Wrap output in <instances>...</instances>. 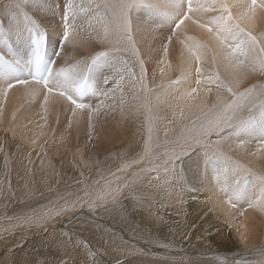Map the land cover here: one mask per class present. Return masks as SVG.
Returning <instances> with one entry per match:
<instances>
[{
    "label": "rangeland",
    "instance_id": "obj_1",
    "mask_svg": "<svg viewBox=\"0 0 264 264\" xmlns=\"http://www.w3.org/2000/svg\"><path fill=\"white\" fill-rule=\"evenodd\" d=\"M3 3L12 5L10 14L6 16L3 15L4 12H2L3 9L0 5V21H2L4 29L3 40H0V54L3 56L18 53L21 51V47L22 50L24 49V44L21 43L20 38L25 42V49L21 53L27 56L28 40L25 39L21 30L22 26L28 23L31 28L35 27L42 31L48 25L54 30L59 20L58 11L64 17L65 6L68 3L73 4L74 7L71 11L75 13V20L69 19V28L75 35H82L83 39L90 38L87 35L92 34L93 31L100 33V29L107 28L108 22L111 21V13L106 14V9L103 7L105 0H7ZM20 3L23 6H20ZM16 5H19V8ZM81 9H86V11H81ZM15 10L17 11L11 14ZM143 11L133 10L132 14H141ZM11 15H15L16 18L10 19ZM25 16L28 17L27 20H25ZM35 18H42V21ZM15 23L20 26L21 31L18 35H15L10 29ZM165 25H168L166 26L167 29L169 26L172 28L168 29L170 31L169 36H171L175 25L170 23ZM261 33L262 31H258L257 35L260 36ZM51 39L53 40H51L53 48L50 49V55L54 58L53 64L64 62L57 66V70L65 68L66 65H70V67L76 65L83 69L94 57L86 53L84 62H81L83 56L81 61L78 56L70 57L68 55L64 57L61 50L62 45L56 37V32L52 33ZM4 40L7 41V45L3 42ZM90 42H93L94 45L91 46L96 48L94 51L95 53L97 51L98 54L101 51L98 40H89L88 43ZM121 43H112L113 46H118L117 50L111 49L110 51L108 49L110 46L112 47L111 43L103 46L102 51L107 50L105 52L109 54L105 65L108 69L105 73L108 76L107 84H104V77L100 76L98 71L94 70L89 74V82L94 85L96 94L88 95L85 100L87 105H91V109H89L91 116L96 117L93 121L97 120L98 124L89 125L84 122L82 125L76 126L74 130L70 128V132L75 131L78 138L77 142L76 140L74 142L76 146L71 149L67 159L54 151L52 152L55 155L47 153L42 156L40 151L42 150L43 153L48 145L57 147L56 142L49 139L47 142L40 139L37 147L27 149L25 153H21L17 145L7 144V149H3L2 155L4 156L7 152V159H5V165H2L0 169V264L45 263L53 257L59 256V251L54 250V245L76 250L79 252L80 258L88 264H123L124 260L113 261L99 251L94 241L87 235L86 231L91 230L108 245L110 239L100 231V226L108 227V230L114 234L117 249L132 253H145V249H150L155 258H167L174 262L182 259L184 264H264V242L260 237L258 239L256 237L255 244L248 246L249 238L247 235L249 232L248 234L241 232L240 226L236 227V221L228 222L225 218L212 217L211 220L198 222L199 215L193 213L200 207V200L206 202V208H213V200H211L213 195L205 187H200L202 185H199L200 182L197 180L196 184L200 188L194 187L190 183L185 162L194 156L199 157L202 163L201 173L206 176L207 184L214 183L216 185L217 181L212 178L214 174L216 175V171L211 166L206 167L203 162L204 151L208 148H214V142L220 139L215 133L204 139V143L198 146L197 153L193 150L186 155L176 154L175 157H164L161 159L164 164L158 166L151 162L134 170V167L141 161L134 157L135 154L132 158L128 152L119 149L114 150L109 156V166H105L99 156H88V160L80 157L79 146L85 151L88 149L96 154L99 148L97 142L101 130L110 133L113 128L115 129V125L111 124L109 118H114L115 114L117 117V112L122 115L129 112L131 104L138 100L129 95L130 91L140 88L136 86L137 80H135L134 70H132L135 57L130 46ZM72 45L68 43L67 47L71 49ZM104 47L106 48L104 49ZM54 52L59 54L53 55ZM95 53L94 55H96ZM64 54L67 53L64 52ZM225 65L219 59L215 62L211 60L203 64L202 71L208 74H219L221 80L230 85L231 76L226 72ZM227 71L235 74L236 70L227 67ZM246 77L252 81L246 85V89L253 85L264 84V74L258 70H248ZM201 79L207 92H213L211 101L218 104L220 100L225 101L229 98L225 91L217 89L215 84H209L206 77H201ZM158 90L156 88L154 92H158ZM221 94L224 96L221 97ZM101 99L104 100L100 103ZM159 108L162 110V106ZM138 109L143 110L142 102H138ZM209 109L212 111L213 106L210 105ZM66 119V115H60L58 122L53 123V129L58 131L64 127ZM163 120V114L155 113L154 128L152 127L154 132L151 130L150 136L153 142V153L156 156L164 155L161 150V142L157 140L162 134ZM136 124H139L140 130H144L140 121L137 120ZM196 126L199 127V123ZM91 127L96 129L91 131L88 129ZM232 141L235 139L225 138L218 151L222 152L221 149L226 148L227 153L232 154L228 143L233 144ZM134 142L138 145L141 144L139 139ZM242 148L245 153L253 152L254 154V152H258L260 157L264 158V150H261L264 148V142L259 140L244 142ZM193 153L195 154L193 155ZM224 157L233 161L225 155ZM65 166L70 169L68 174L63 171ZM35 167L39 168L38 172H35ZM223 167L222 165L220 173L222 172L224 175ZM159 171L161 175L158 174ZM230 173H228L229 176H231ZM121 174H126L128 177L117 178ZM240 176L241 181L246 176H242L241 169L240 175L235 179H239ZM247 178L251 179L250 176ZM107 180L111 181L107 187L93 188L102 183H107ZM162 180H168L175 186L177 194L180 193V196L185 198L183 204L179 203V210H176L178 208L176 206L166 204L162 200L161 193L154 187L153 182L162 183ZM234 181L232 180L233 183H235ZM186 188L187 190H185ZM223 193L226 194L224 191ZM252 196L253 191L247 188L245 195L238 199L237 208H233L237 213L236 216L243 215L244 206ZM134 204L139 208L148 210L155 216L162 215L174 221L177 220L175 213L179 212L182 224H176V230L169 236L156 234L137 219L131 209ZM114 206H118L120 209L121 218L119 220L113 218L110 213L108 216L103 213L110 208L112 211ZM194 216L197 217L194 218ZM253 216L256 228L264 229V220L262 221L261 214L253 210ZM221 227H225L228 247H218V244L210 242L208 247L204 248L194 241L196 232L210 233ZM240 232L243 237H240ZM233 234H236V241L243 244L242 249L233 241ZM52 237H56L57 242H54Z\"/></svg>",
    "mask_w": 264,
    "mask_h": 264
},
{
    "label": "bare ground",
    "instance_id": "obj_2",
    "mask_svg": "<svg viewBox=\"0 0 264 264\" xmlns=\"http://www.w3.org/2000/svg\"><path fill=\"white\" fill-rule=\"evenodd\" d=\"M4 1L7 0H0V5L3 9L2 12H4L3 15L6 16L10 14V11L12 9H10L8 12H5L4 7H2L3 5H5L3 3ZM113 2H116V0H105V4ZM145 2L156 3L157 0H145ZM176 2L186 3V0H176ZM217 2H220V0H217ZM226 2L229 4H233L237 2V0H226ZM84 4H86V2H84ZM20 6L23 5H21L20 3ZM16 11L17 10L11 12V14ZM232 11L235 15L238 10L233 8ZM26 12L29 13L28 11ZM217 14V12L201 13V22L206 21L211 16H215ZM58 15L59 20L54 30L46 25V28H43L41 31L48 36V52L46 57L51 56L50 49L53 48V43L51 42L52 33L56 32V37L59 41L63 37L65 20L61 15V12L58 11ZM155 17L158 19H162L161 17L152 15L146 11H143L141 14H131V40L124 38L120 41H117L116 37L113 34L114 25L111 23V21L108 22L107 36H105V29H100V33L93 31L94 35H92L93 33L89 34L87 36L90 38L83 39L82 35H75L69 28L68 39L61 47L62 55L64 57L68 55L70 57L78 56L81 61V57L83 56V60L81 62H84V56L86 53H89L90 56H96L97 51L96 53L94 51V49L96 50V48H92L91 45L94 44L93 42L88 43L89 40H98L101 49V51L98 50L99 53L107 51H102L103 46L106 44L111 43L110 45H112V47L110 46L108 48L111 51V49H118L117 45L113 46L114 43L123 42V44H128L130 46L135 57V63L132 65V70H134L133 73L135 76V80H137L136 86L140 87L139 90L135 89L129 92L130 96H132L134 99L139 100L134 101L131 104V106L129 107V112H125V114L123 115L117 112V117L115 114L114 118H109V120H111V124L115 125V129L113 128L114 130L112 129L110 133H106L101 130L97 142L99 148L97 146L98 149L96 151V154L95 152H92L88 149H86L87 151H85L81 146H79V155L83 159L88 160V158L91 156H99L105 163V166H109V156L112 155V152L114 150L119 149L120 151L128 152L129 156L132 158L135 154L134 157L141 161L134 167L135 170L145 163L152 162L155 166L164 164V162L161 161V159L164 157H175L176 154L186 155L189 154V152H193V150L195 153H197L198 146L204 143V139H207L208 136L200 139L199 143L196 142L199 138V135L197 132L193 131V127H199L194 125L193 122L200 121L206 123L205 116H208L209 119L213 118V115L216 113L215 109L220 108L223 101L220 100L218 104L214 101H211L213 92H207L203 84L199 86L196 84V80L198 78L201 79V77H198L195 71V59L191 57L190 53L179 41L184 40L185 43H191L190 41L185 39L184 34H186L187 36L193 37L195 40L200 41L202 44L208 45L209 51L205 52L202 58V68L205 62H210L211 60H213V49H215V43L208 38V35L205 31L200 29L197 25L192 24L191 21H186L185 25H183L180 29V32L182 34L179 36V38L173 37L172 42L168 43V51L167 55H165L164 45L168 42V37L170 34V31H168V29L171 28L169 26L167 29L166 26L168 25L165 24H172V21L165 19L157 20ZM39 18L35 19L42 21V18ZM172 19H175V17H173ZM242 26H245L246 30H250L254 35H257L258 31H262L261 35H264V9L258 8L251 20L245 21L244 25ZM30 28L31 27L28 23L21 28L22 32L25 35V39L27 40L29 38L28 29ZM10 29L13 30L15 35H18V33H20L21 31L20 26L16 23L14 26H11ZM20 40H22L21 43L24 44L25 49L24 40L21 38ZM68 43H70L71 45L73 43L71 49L70 47H67ZM15 45H17V43H15ZM17 48L19 49L20 46ZM17 48L15 47L16 52ZM105 48L106 47H104V49ZM24 49L22 50L21 47L20 50L24 51ZM21 51L15 54L4 56V58L13 62L18 59L24 60L27 56H24ZM64 52L67 54H64ZM94 53L96 55H94ZM141 62H143L144 67L143 80L139 79V77L141 76ZM63 63L64 62L58 63L56 65L52 64V68L57 70V66ZM68 67H70V65H66L65 68ZM227 67L228 66L225 65L226 72L231 76L229 80L230 85L234 90L243 91L244 89H246V85L252 82L247 77H242L239 82H237L236 75L231 71H227ZM2 68L3 66L0 65V75H2ZM27 74L29 73L25 70L20 71V74L12 73V76L19 77L20 80H27L28 83H18L14 79L12 81L13 87L7 89L6 95L4 94V89L7 88V85L4 83H0V169L2 165H5V159H7V152L4 156L2 155L3 149H7V144H11L13 146L17 145L19 151L21 153H25L27 149L37 147V143L40 139L44 142H47V139H49L50 141H55L57 147L55 148L51 146V144L48 145L47 147H45L46 149L43 153L42 150L40 151L42 156L46 155L47 153L55 155L54 152H56L59 156L67 159L71 149L76 146L74 142L75 140L77 142L78 138L77 135H75V131L70 132V128H73L74 130L76 126H80L84 122L88 123L89 125L98 124L97 120L93 121V119H96V117H92L93 115L91 116L89 108L76 110L75 113H73V107H71L65 99H61L58 95H50L48 101L45 102V90L42 88V86H37L32 80V77L30 75L29 77H27ZM172 80L180 81L179 89L167 86ZM162 85H164V87H162ZM156 88L159 89L158 92H154ZM192 88H197V91L193 93L191 97L185 96L182 99L180 98L181 94L186 91H191ZM32 89L37 90L35 95L31 94ZM223 96L224 94H221V97ZM104 98L106 97L104 96ZM103 100L104 99H101L100 103L103 102ZM81 102L87 104L86 100ZM138 102H142V111L141 109H138ZM210 105L213 106V110H215L214 112H212L213 110L211 111L209 109ZM161 106L162 110L159 108ZM114 108L117 107L114 106ZM155 113L164 115L161 129L162 134L159 139H157L159 142H161V150L164 154L163 156H156L153 153V142L151 141L150 134L151 130L154 132V129H152V127L154 128ZM60 115H66L67 119L64 122V127L56 131L53 129V123L58 122V120L60 119ZM137 120L141 122L144 130L139 129V124H136ZM88 129L92 131L96 128L91 127V129ZM138 139L141 141L140 145L134 142ZM146 140L151 144V151L147 155H145L144 152ZM257 140L261 141L258 137H253L246 139L245 142H256ZM232 142L233 144L228 142L230 145L229 149L231 150L232 154H228L226 148L221 149L225 156L233 160H229V164L227 165L228 168L231 169L238 165L241 169L242 176L246 175L244 170L254 172L257 175L264 174V158H261L258 152H254V154L253 152L245 153L242 145H240L237 140ZM22 147L26 150H24ZM261 150H264V148H261ZM84 153L86 154L84 155ZM195 153H193V155ZM185 166L188 171L190 183L194 187H199L196 184L197 180L201 183H199V185H202L200 187H205L208 192L213 195L211 196V200H213V208H206V202L200 200V207L193 211L194 215H199L197 219L198 222H201L203 220H211L212 217L218 219L225 218L228 222L236 221V227L240 226L239 229L241 230V232H246V234H248L249 232V234L247 235L249 238V241H247L248 246L256 243V237L257 239L258 237H260L264 242V229L259 230L258 228H256L257 226L254 224L253 216L254 210L260 213L262 216V221L264 220V186H262L259 181L253 180V178L250 176V180H252V183L249 185L248 189L250 191H253V196L247 200V203L245 205L246 207L244 206L243 209V215L236 216L237 213H235L234 209L237 208L238 200H233L230 203L229 196L223 193V188L225 187L223 180H217V177L221 176L222 172L220 173L216 171V175L214 174L212 178L214 179V181H217V183L215 185L211 182L212 184L209 185V183L207 184L208 181L206 180V176L202 175L201 173L202 163L199 157L194 156L193 158L187 160L185 162ZM38 171L39 168L35 167V172ZM63 171L67 172L68 174L70 169L68 166H65L63 168ZM158 174L161 175V172L159 171ZM127 177L128 175L121 174L117 178ZM221 177H223V174ZM229 177L231 178V176ZM235 178H231L229 180V187L234 186L232 180H235ZM239 179L241 180V176ZM161 182L162 183L153 182V185L161 193L162 200L165 201L166 204L178 207L176 208V210H179V203L183 204L185 198L181 197L180 193L177 194L175 186L168 180H162ZM108 184H111V181L107 180V183H102L101 185L94 186L93 188L99 189L101 187H107ZM185 190H187V188ZM220 194L222 195L221 197ZM232 205H234V207H232ZM131 209L134 211V214L137 216V219L140 221V223H142V225L161 236L171 235L176 230L175 225L182 224L179 212L175 213L177 217L176 219L178 220L177 222V220L174 221L173 219H168L166 217H163L162 215L155 216L148 210L137 207L136 204H134ZM110 210L111 208L105 210L103 212L104 215L108 216L110 213V215H112V217L117 220L121 218L120 209L118 206H114L113 210ZM203 211L205 212L203 213ZM196 217L197 216H194V218ZM100 231L110 239L108 245L107 242L103 241L102 238L99 237L95 232L87 230L86 233L94 241L98 250L111 258L113 261L124 260L123 264H184V261L182 259L174 262L167 258H155L152 254L153 251H151L150 249H145V253H132L122 249H117L115 247V236L108 230V227L100 226ZM241 232L239 235L240 237H243V234ZM210 233H207L205 231L196 232L194 234V241L204 248H207L210 242H214L218 244V247L221 246L222 248H226L229 246V244L227 243V239L225 238V227H221L220 229H217L216 231ZM235 235H232L233 241L236 245L239 246V248L242 249L243 244L236 241L237 238ZM232 238L230 237V239ZM52 240L54 242H57L56 237H52ZM250 242H252V244H250ZM54 250L59 251L58 257H53L51 260L45 263L38 264H59L61 262H63L64 264H88L84 259L80 258L79 252H77L76 250H72L64 246H62L61 248L58 245H54ZM19 264L28 263L22 262Z\"/></svg>",
    "mask_w": 264,
    "mask_h": 264
},
{
    "label": "snow or ice",
    "instance_id": "obj_3",
    "mask_svg": "<svg viewBox=\"0 0 264 264\" xmlns=\"http://www.w3.org/2000/svg\"><path fill=\"white\" fill-rule=\"evenodd\" d=\"M12 5H4V11L8 12ZM19 8V5H16ZM73 4L68 3L65 6L64 12V33L60 40V44L68 39L69 36V19L75 20ZM90 7V6H89ZM106 9V14L111 13V23L114 25L113 34L117 41L124 38L131 40L133 10H144L152 15L159 16L165 20H171L175 25L172 30V35L168 37V42L164 45L165 55L168 51V43L172 42L173 37L179 38L182 34L180 29L185 25L186 21H191L200 29L205 31L208 38L215 43L213 49V61L217 59L224 62L228 67L236 69V80L246 77L248 70H258L264 74V35H254L250 30H246L245 21L251 20L255 15L256 10L264 9V0H237L233 4H229L226 0H186V3H177L176 0H157L156 3H148L145 0H116V2L103 5ZM237 9L234 15L232 9ZM86 11V9H81ZM217 12L218 14L201 22V13ZM175 17V19H172ZM15 15H11L10 19L14 20ZM28 17L25 16V20ZM210 25V26H209ZM29 38L27 41V57L24 60L9 61L0 55V65L2 75H0V83L7 85L4 89V94H7V89L13 87L12 81L15 79L18 83H28L27 80H20L19 77L12 76L22 70H26L32 77V80L37 86H42L44 91V100L48 101L50 95H58L61 99H66L73 106V113L76 110L85 108L91 109V105L83 102L86 94H96L95 87L89 82V74L94 70L98 71L100 76L104 77V84L108 83V77L105 74L108 69L105 67L109 54L100 52L91 58V61L85 65L83 69L73 65L68 68L56 70L49 65L54 63L52 60H46L47 56V36L45 33L33 27L28 29ZM108 35V29L105 28V36ZM185 39L191 43H185L184 40L179 42L195 59V71L198 77H206L209 84H215L216 88L225 91L228 94V99L223 101L220 108L216 109L213 118L209 119L205 116V122L194 121L193 124L199 123V128L193 127V131L197 132L199 138L197 143L203 137L215 133L220 139L214 142V148H208L204 151V164L211 166L214 171L220 172L223 165V177L218 176L217 180H223L225 187L223 191L229 195V202L242 198L252 180L247 177L251 176L253 180L259 181L264 186V174L257 175L254 172L244 170L246 173L243 181L235 179L234 186L229 187L231 178L240 175V167L237 165L229 169V160L224 157L222 152H219V146L225 138L235 139L240 145H243L246 139L258 137L264 142V84L253 85L251 88L243 91L234 90L233 87L224 83L219 74H208L202 71V58L205 52L209 51L207 44H202L200 41L189 37L186 34ZM4 29L2 21H0V40H3ZM7 45V41H3ZM54 52L53 55H58ZM141 76L140 80L144 79L143 62L140 63ZM203 80L198 78L196 84L199 86ZM180 81L170 82L168 87L179 89ZM164 87V85H162ZM36 89L31 90V94H36ZM197 88H192L191 91H186L181 94L180 98L191 97ZM151 144L145 141V155L150 153ZM186 154V153H184ZM167 170V169H165Z\"/></svg>",
    "mask_w": 264,
    "mask_h": 264
}]
</instances>
